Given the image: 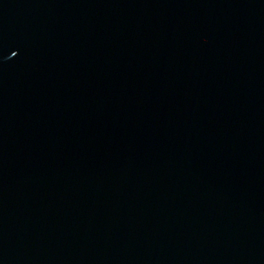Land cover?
Masks as SVG:
<instances>
[{"label": "water", "instance_id": "95a60500", "mask_svg": "<svg viewBox=\"0 0 264 264\" xmlns=\"http://www.w3.org/2000/svg\"><path fill=\"white\" fill-rule=\"evenodd\" d=\"M0 264H264V0H0Z\"/></svg>", "mask_w": 264, "mask_h": 264}, {"label": "snow or ice", "instance_id": "6c2138e0", "mask_svg": "<svg viewBox=\"0 0 264 264\" xmlns=\"http://www.w3.org/2000/svg\"><path fill=\"white\" fill-rule=\"evenodd\" d=\"M14 55H16V53H14Z\"/></svg>", "mask_w": 264, "mask_h": 264}]
</instances>
